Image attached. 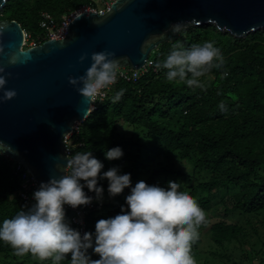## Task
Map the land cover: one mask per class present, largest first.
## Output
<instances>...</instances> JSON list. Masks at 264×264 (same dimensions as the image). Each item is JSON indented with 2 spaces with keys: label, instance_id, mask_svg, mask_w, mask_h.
Masks as SVG:
<instances>
[{
  "label": "trees",
  "instance_id": "1",
  "mask_svg": "<svg viewBox=\"0 0 264 264\" xmlns=\"http://www.w3.org/2000/svg\"><path fill=\"white\" fill-rule=\"evenodd\" d=\"M99 1L7 0L0 10V19L18 21L33 37L44 36L45 30L40 25L42 12L61 21L63 15L82 5L98 8L104 0ZM205 39L213 40L225 57L223 69L212 68L201 77L205 88L191 87L178 80L169 82L163 68L150 69L134 81L117 80L113 90L125 89L120 100L112 103L109 99L112 93L108 92L103 102L96 103L80 130L73 133L70 157L76 152L91 151L103 162L101 171L119 166L122 173L131 174L133 184L141 179L147 160H152L155 154L166 151L196 154V168L213 174L208 180L192 185L190 193L205 212L224 205V215L210 224L207 233L213 245L225 247L244 235L235 221L228 220L235 211L251 213L264 209V28L240 38L213 23L193 25L161 43L150 56L156 64L163 61L176 41L190 47ZM224 70L228 75L222 78ZM221 101L226 106L224 111L218 107ZM124 125L140 126L152 138L144 158L136 142L122 132ZM117 145L123 156L108 160L104 152ZM16 166L14 160L0 151V221L33 203L34 190L25 192L28 198L21 194L23 171L17 172ZM160 175L177 178L181 172L159 168L144 181L156 183ZM98 184L101 185V180ZM230 187L238 190L230 197L233 203L229 207L225 203L227 198L223 200L220 196V189ZM111 198L113 201L108 199L109 204L104 203L103 207L110 208L113 216L120 212L125 198L120 195ZM96 212L87 214V231L94 230ZM200 243L198 238L193 246ZM97 258L93 253L92 259ZM0 264H50V261H38L30 254L18 257L10 246L0 242ZM60 264H70V257ZM258 264H264V256Z\"/></svg>",
  "mask_w": 264,
  "mask_h": 264
},
{
  "label": "clouds",
  "instance_id": "2",
  "mask_svg": "<svg viewBox=\"0 0 264 264\" xmlns=\"http://www.w3.org/2000/svg\"><path fill=\"white\" fill-rule=\"evenodd\" d=\"M169 27L179 32L183 23L174 22ZM0 51H3L2 45ZM87 56L88 53H82L79 60ZM120 59L108 50L94 51L84 73L69 76V83L90 100L99 97L103 102L105 92H110L109 99L115 103L125 91L112 88L122 75ZM16 60L15 53L9 55V63ZM224 64L225 57L219 46L205 39L190 47L176 41L155 67L167 70L165 77L169 82L178 80L203 89L206 83L201 77L212 68L223 69ZM0 73H4L0 75L3 90L0 101H7L16 91L4 87L6 76L11 75L5 72L4 66H0ZM137 75L132 73L133 77ZM227 75L226 70L222 71V78ZM218 107L224 111L226 106L221 101ZM104 156L108 160L119 159L123 150L118 145L107 148ZM67 165L70 171L66 174L50 176L39 183L31 194L33 203L26 210L22 208L11 218L0 221V242L10 246L14 255L30 254L50 264H60L69 257L70 264H197L192 247L199 238V227L207 223L206 213L195 197L181 187L179 180L169 178L164 185L138 180L133 185L131 174L122 173L119 166L101 171L104 164L91 151L74 153ZM105 179L109 197L129 188L120 212L96 220L92 231L81 232L72 227L66 218L65 206L77 208L95 199L100 204L93 212L98 211L104 196V187L98 181ZM93 253L99 258L92 259Z\"/></svg>",
  "mask_w": 264,
  "mask_h": 264
},
{
  "label": "water",
  "instance_id": "3",
  "mask_svg": "<svg viewBox=\"0 0 264 264\" xmlns=\"http://www.w3.org/2000/svg\"><path fill=\"white\" fill-rule=\"evenodd\" d=\"M6 2L0 0V10ZM174 22L183 28L213 23L242 38L264 28V0H114L104 14L79 13L64 38L29 47L18 21L0 19V66L11 74L4 87L16 91L0 101V151L38 185L66 174L70 157L64 138L92 111V100L68 77L82 75L91 53L101 50L121 58L119 67L142 68L161 43L179 33L169 27ZM12 53L16 63L8 62ZM82 53L88 56L80 61Z\"/></svg>",
  "mask_w": 264,
  "mask_h": 264
},
{
  "label": "rangeland",
  "instance_id": "4",
  "mask_svg": "<svg viewBox=\"0 0 264 264\" xmlns=\"http://www.w3.org/2000/svg\"><path fill=\"white\" fill-rule=\"evenodd\" d=\"M100 3V1L98 0ZM104 1L101 2L98 8L104 6ZM97 8V7H95ZM28 45L26 47H29ZM175 121V120H174ZM166 123V122H164ZM122 132L126 138H130L133 143L136 142L137 146L141 149L143 158L147 153V147L152 142V138L147 135L146 131L142 130V127H133L130 125H124ZM135 149V148H133ZM152 160H147L146 171L143 172L141 179L145 180L149 174L156 169H172L180 171L181 175L177 178L171 175H160L156 177V183L166 184L169 178L177 179L181 182V187L190 192V187L197 184L199 181L208 180L213 173L205 170L204 168H196V154L188 156L178 151H166L160 154H155ZM122 172V170L120 169ZM136 182L133 183V185ZM101 185L104 187V196L102 207L96 212V220L100 218H107L112 216V210L108 207H103L104 203L113 201L107 193V180H101ZM238 190L237 187H230L227 189H220V196L225 198L227 205L230 207L233 200L230 197ZM129 192V188H125L120 194L122 198ZM106 206V205H105ZM218 210H211L206 213V224H202L199 231V238L201 243L197 244V247H192V253L197 261V264H258L260 258L264 256V209L251 212L242 213L241 211H235L234 215L228 220L235 221L242 229L243 236H239L237 239L230 241L225 247H217L210 242L209 234L207 233L210 224L218 219H221L224 215V205L219 204L216 206Z\"/></svg>",
  "mask_w": 264,
  "mask_h": 264
},
{
  "label": "built area",
  "instance_id": "5",
  "mask_svg": "<svg viewBox=\"0 0 264 264\" xmlns=\"http://www.w3.org/2000/svg\"><path fill=\"white\" fill-rule=\"evenodd\" d=\"M114 0H104V6L101 8H95L90 5H82L78 9L63 15L61 21H57L50 13L48 12H42L41 14V21L40 25L45 30L44 36H38L33 37L31 34H28L25 32V40L24 45L29 46H36L41 44L44 40L50 39V38H64L68 31L69 23L81 12L86 11H95L99 14H104L108 8L110 7L111 3ZM120 72L122 75L119 76V79H123L127 82L134 81L137 78H139L144 72H148V70L152 69L153 71H156L157 68L155 67L154 61L152 60L151 56L147 60L146 64L140 68V69H132L129 67H119ZM138 73L136 77L132 76V73ZM114 86V85H113ZM112 86V87H113ZM108 96V92H105V98ZM104 98V100H105ZM101 102L99 100V97L92 99V109L94 110L96 108V103ZM82 121H77L73 125V131L67 135L65 139L66 143V150L70 157L71 153V146H72V136L74 132H78L80 130ZM71 158V157H70ZM16 162V161H15ZM16 171H23V187L24 192L21 194L23 197L28 198L27 194L25 192H28L30 190H35L38 187V184L36 183L35 179L32 177V175L18 162H16ZM70 169L67 166V172H69ZM85 191L87 192V189L85 188ZM89 195H94V193L88 192ZM100 202H97L95 199L88 204L84 206H78L77 208H72L70 206H65L66 208V218L69 220L71 226H74L78 228L81 232L87 231V214L95 211L99 207Z\"/></svg>",
  "mask_w": 264,
  "mask_h": 264
}]
</instances>
